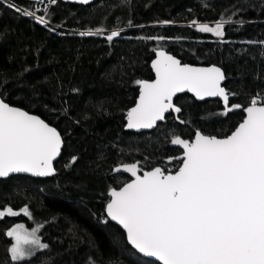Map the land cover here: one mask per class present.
I'll return each mask as SVG.
<instances>
[{
	"label": "trees",
	"instance_id": "16d2710c",
	"mask_svg": "<svg viewBox=\"0 0 264 264\" xmlns=\"http://www.w3.org/2000/svg\"><path fill=\"white\" fill-rule=\"evenodd\" d=\"M14 1L32 9L31 1ZM49 12L45 27L0 0V98L40 116L64 139L53 163L55 175L0 179V211L28 205L33 213L31 219L22 213L0 218V264H87L89 256L96 264H158L137 255L118 226L102 222L108 190L128 179L112 168L139 161L143 170L174 171L178 161L164 160L179 152L169 145L173 136L190 139L199 129L224 137L241 120L242 109L221 116L218 99L196 101L182 93L173 100L181 113L166 114L150 131H126L125 115L138 93L135 81L152 78L149 61L163 48L181 62L220 67L227 77L223 87L239 93L230 97V105L245 107L258 92L264 96V44L259 43L264 0H94L87 5L57 0ZM222 14L232 19L223 38L191 26L193 20L215 23ZM98 27L105 33L78 34ZM114 28L122 29L121 36L108 42ZM152 36L165 39H148ZM74 155L77 161L65 167ZM15 223L29 229L44 224L38 234L49 249L13 261L6 233Z\"/></svg>",
	"mask_w": 264,
	"mask_h": 264
},
{
	"label": "snow or ice",
	"instance_id": "6c2138e0",
	"mask_svg": "<svg viewBox=\"0 0 264 264\" xmlns=\"http://www.w3.org/2000/svg\"><path fill=\"white\" fill-rule=\"evenodd\" d=\"M31 2L35 5L43 0ZM78 2L87 5L91 0ZM56 3L57 0H48L43 15L37 14L40 9L16 7L15 11L48 27L50 19L46 17L51 16L48 5ZM238 10L234 7L233 14ZM116 19L119 21V17ZM231 23V16L225 18L222 14L214 26L195 20L191 26L223 38L225 25ZM236 23L242 25L245 21ZM128 24H132L131 20ZM105 31L98 27L78 34L97 36ZM121 33L122 29L114 28L106 39L112 42ZM148 39L163 41L165 37ZM151 67L154 80L135 81L139 96L127 112V129H152L166 119V113H181V107L173 99L185 91L197 100L221 98L224 107L218 115L226 117L240 109L246 115L231 134L222 138L205 135L199 129L191 141L173 136L170 142L183 149L182 156L168 158L169 163L182 161L174 173L162 167L144 171L139 161L113 167V173H130L133 179L109 189L110 199L102 222H116L139 254L154 257L160 264H264V96L258 92L247 107L239 103L230 105V97L239 93L222 86L227 77L220 67L182 63L163 48L155 50ZM176 118L179 120V116ZM63 145L64 139L56 127L0 98V178L17 173L55 175L53 161L61 155ZM77 159L72 156L65 167H71ZM21 213L33 218L28 205L19 211L6 207L0 211V218ZM43 227L44 224H38L28 231L23 225H16L7 231L6 235L15 241L9 249L13 261H23L38 250L49 249L50 245L42 242L38 234ZM87 264L96 261L89 256Z\"/></svg>",
	"mask_w": 264,
	"mask_h": 264
},
{
	"label": "water",
	"instance_id": "95a60500",
	"mask_svg": "<svg viewBox=\"0 0 264 264\" xmlns=\"http://www.w3.org/2000/svg\"><path fill=\"white\" fill-rule=\"evenodd\" d=\"M25 1H31V0H25ZM62 2H66V3H76V4H81V3H79L78 2V0H61ZM92 1H94V0H91V2ZM169 53V52H168ZM170 54V53H169ZM172 55V54H171ZM153 59H155V52H154V55H153V57L151 58V60L149 61V67H150V70H151V73H152V78L151 79H149V80H154L155 79V73H154V71L152 70V67H151V62H152V60ZM182 63H186V62H182ZM187 64H190V65H193V66H196V67H210V66H212V65H214V64H191V63H187ZM215 66H217V65H215ZM218 67V66H217ZM223 83V82H222ZM223 86V85H222ZM184 93H187V94H189L190 96H192L196 101H203V100H197L196 98H195V96L192 94V93H190V92H187V91H185ZM179 94H182V93H178L177 95H179ZM138 96H139V86H138V93H137V95H136V98H135V100H134V103L128 108V110L130 109V108H132V107H134L135 106V103H136V101H137V99H138ZM208 99H218L220 102H221V104L223 105V102H222V99L221 98H219V97H206L204 100H208ZM174 100V99H173ZM13 106V105H12ZM248 106V105H247ZM247 106H245V107H247ZM15 107H17V106H15ZM128 110H127V112H128ZM30 114H32V113H30ZM166 114H168V113H166ZM33 115H35V114H33ZM245 113L243 112V110H242V118H241V120L236 124V126L232 129V131H234L235 130V128L239 125V123L240 122H242V120L244 119V117H245ZM160 122H162V121H160ZM126 123H127V113H126V115H125V122H124V126H123V128H124V130H126V131H130V132H134V133H139V132H146V131H150V130H152V129H139V130H136V129H127L126 127H125V125H126ZM159 123V122H158ZM52 126V125H51ZM231 131V132H232ZM196 132V131H195ZM195 132H194V134L192 135V137L190 138V139H188V140H192V139H194V137H195ZM231 132L229 133V134H231ZM229 134H227V135H229ZM206 135V134H205ZM220 138H222V137H220ZM172 139V138H171ZM171 139H170V141H171ZM169 141V145L171 146V147H175V148H177L178 150H179V152H178V154H176L175 156H171V157H180V156H182L183 155V149H182V147L181 146H179V145H173L171 142ZM169 158V157H168ZM168 158H165L164 160H165V162L166 163H169L168 162ZM57 159V158H56ZM55 159V160H56ZM54 160V161H55ZM54 161H53V163H54ZM173 161V160H172ZM174 161H178V165H177V167H176V169L174 170V171H172L173 173L175 172V171H177L178 169H179V167H180V164L182 163V161H180V160H174ZM128 164H131V163H128ZM154 167H159V166H154ZM153 168V167H152ZM152 168H150V169H147V170H144V171H150ZM121 174H124V175H126L127 176V180L124 182V183H126V182H130L131 181V179H133V177L131 176V174L130 173H126V172H120ZM140 174H142V172L140 173ZM12 175H26V176H31V177H37V176H32L31 174H27V173H17V174H10V176H12ZM0 179H3V178H0ZM123 184H121L119 187H121ZM119 187H117V188H119ZM108 192H109V190H108ZM110 199V197H109V195H108V200ZM108 200L106 201V203L108 202ZM106 203L104 204V209H103V211H104V214H105V216H106V213H105V205H106ZM110 221V220H109ZM111 223H113V224H115L116 226H118L119 228H120V230L123 232V234H124V238H125V241H126V243L128 244V246L137 254V255H139V256H141L142 258H146V259H150V260H153V261H155L156 263H158V264H160V262L159 261H157L154 257H146V256H143L142 254H139L128 242H127V239H126V233H125V231L122 229V227L121 226H119L116 222H114V221H110Z\"/></svg>",
	"mask_w": 264,
	"mask_h": 264
},
{
	"label": "built area",
	"instance_id": "2783aa9c",
	"mask_svg": "<svg viewBox=\"0 0 264 264\" xmlns=\"http://www.w3.org/2000/svg\"><path fill=\"white\" fill-rule=\"evenodd\" d=\"M4 2H6L7 4H11L13 7H20V5H18L14 0H3ZM31 4H32V2H31ZM48 4V0H43V3H41V4H35V5H33L32 4V9L31 10H29V11H34L35 9H40V11L39 12H37V14L39 15V13L40 12H44L43 10H44V7H45V5H47ZM50 6H52V5H48V8L50 7ZM21 9H24V10H28V9H25V8H23V7H20ZM255 96V95H254Z\"/></svg>",
	"mask_w": 264,
	"mask_h": 264
},
{
	"label": "rangeland",
	"instance_id": "374dc122",
	"mask_svg": "<svg viewBox=\"0 0 264 264\" xmlns=\"http://www.w3.org/2000/svg\"><path fill=\"white\" fill-rule=\"evenodd\" d=\"M214 24L215 23H211V24H209L210 26H214ZM197 29V28H196ZM19 211V210H18ZM16 225H23V224H21V223H15L14 225H12L10 228H12V227H15ZM24 226V225H23ZM9 228V229H10ZM8 229V230H9ZM24 229H26V230H28V231H31V229H33V228H31V229H29V228H26V227H24ZM7 230V231H8ZM10 239H11V243H10V247H11V245H12V243H14L15 241H14V238L13 237H10ZM10 247H9V249H10ZM9 255H10V257H11V254H10V251H9ZM29 258V257H28Z\"/></svg>",
	"mask_w": 264,
	"mask_h": 264
}]
</instances>
